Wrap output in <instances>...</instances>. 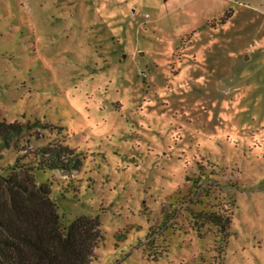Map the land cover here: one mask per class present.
Here are the masks:
<instances>
[{
  "label": "rangeland",
  "instance_id": "rangeland-1",
  "mask_svg": "<svg viewBox=\"0 0 264 264\" xmlns=\"http://www.w3.org/2000/svg\"><path fill=\"white\" fill-rule=\"evenodd\" d=\"M0 122V176L80 159L31 177L98 220L92 264H264V0H0Z\"/></svg>",
  "mask_w": 264,
  "mask_h": 264
},
{
  "label": "trees",
  "instance_id": "trees-1",
  "mask_svg": "<svg viewBox=\"0 0 264 264\" xmlns=\"http://www.w3.org/2000/svg\"><path fill=\"white\" fill-rule=\"evenodd\" d=\"M25 133L20 124L0 122V149L15 146ZM26 154L32 157L28 167L15 164L10 174L0 176V264H92L95 249L104 241L98 220L82 216L64 226L50 189L31 177L37 171H79L80 159L61 144L28 148ZM199 220L224 234L232 213H206Z\"/></svg>",
  "mask_w": 264,
  "mask_h": 264
}]
</instances>
